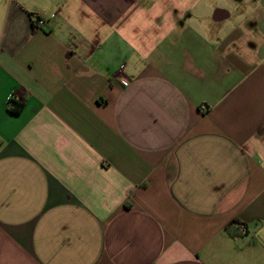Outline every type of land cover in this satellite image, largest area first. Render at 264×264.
<instances>
[{
	"label": "crops",
	"instance_id": "crops-1",
	"mask_svg": "<svg viewBox=\"0 0 264 264\" xmlns=\"http://www.w3.org/2000/svg\"><path fill=\"white\" fill-rule=\"evenodd\" d=\"M220 1L0 0V264H264V0Z\"/></svg>",
	"mask_w": 264,
	"mask_h": 264
},
{
	"label": "trees",
	"instance_id": "trees-1",
	"mask_svg": "<svg viewBox=\"0 0 264 264\" xmlns=\"http://www.w3.org/2000/svg\"><path fill=\"white\" fill-rule=\"evenodd\" d=\"M22 108H23V103H17L16 101H13V105H10L8 109L12 114H18L22 110ZM226 230H228L229 233L233 235V232L231 230V225H228L226 227Z\"/></svg>",
	"mask_w": 264,
	"mask_h": 264
},
{
	"label": "built area",
	"instance_id": "built-area-1",
	"mask_svg": "<svg viewBox=\"0 0 264 264\" xmlns=\"http://www.w3.org/2000/svg\"><path fill=\"white\" fill-rule=\"evenodd\" d=\"M36 23H37V26H42L44 24V19H38ZM123 83L124 85H128L127 81H123Z\"/></svg>",
	"mask_w": 264,
	"mask_h": 264
},
{
	"label": "rangeland",
	"instance_id": "rangeland-1",
	"mask_svg": "<svg viewBox=\"0 0 264 264\" xmlns=\"http://www.w3.org/2000/svg\"><path fill=\"white\" fill-rule=\"evenodd\" d=\"M220 2H221L222 4H226V3H227L226 0H221Z\"/></svg>",
	"mask_w": 264,
	"mask_h": 264
}]
</instances>
